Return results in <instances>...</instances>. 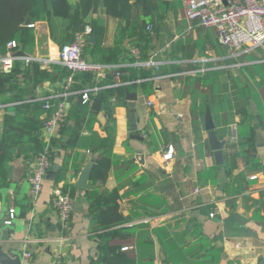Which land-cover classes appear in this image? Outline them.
I'll list each match as a JSON object with an SVG mask.
<instances>
[{
    "label": "crops",
    "instance_id": "0c3cea01",
    "mask_svg": "<svg viewBox=\"0 0 264 264\" xmlns=\"http://www.w3.org/2000/svg\"><path fill=\"white\" fill-rule=\"evenodd\" d=\"M163 1L168 8L153 34L150 55L159 68L142 63L157 75L149 78L150 85L139 84L127 91L135 93L136 101L125 99L111 112L115 159L105 187L120 185L119 209L130 217L125 224L132 235L129 250L134 251L137 264H264V47L231 54L218 42L214 28L187 19L182 0ZM96 15L107 28L105 44L112 45L117 20L102 10ZM34 23L32 56L58 63L60 47L51 37L48 22ZM61 32L59 28L57 38ZM19 83L24 84L22 78ZM61 85L45 81L32 92L40 98L57 93ZM30 89L25 88L22 100L12 99L14 91L0 94V140L6 145L0 166V262L51 264L59 254L62 264H90L96 257V242L90 229L89 201L86 189L74 183L97 152H87L76 176L70 160L68 168L61 170L71 150L58 130L52 167L39 195L31 198L28 173L45 134L42 128L30 138L20 127L23 114L17 106L33 100ZM207 104L215 132L225 140L219 165L204 129ZM106 121V113L100 112L91 130L83 128L82 134L105 137ZM249 135L262 164L259 171L245 170L246 152L239 143ZM170 146L172 157L164 159ZM89 183L88 190H97ZM55 187L65 188L74 198L67 231L60 228L57 212L49 203ZM216 207L219 213L209 217ZM11 208L14 217L7 225L3 221L10 218ZM26 252L30 257L24 256Z\"/></svg>",
    "mask_w": 264,
    "mask_h": 264
},
{
    "label": "trees",
    "instance_id": "16d2710c",
    "mask_svg": "<svg viewBox=\"0 0 264 264\" xmlns=\"http://www.w3.org/2000/svg\"><path fill=\"white\" fill-rule=\"evenodd\" d=\"M167 8L168 3L163 0H75L74 3L70 0H0V56L6 52V45L11 40L19 42L27 55L34 54L35 31L33 27L25 25V20L29 18L31 23L46 20L50 26L51 37L60 48L70 42L76 32L89 26L90 36H95V42H87L83 56L91 63L111 66L106 70L105 76L98 79L90 72L73 75L70 93L66 97L70 103L68 115L59 129L65 135V147L71 150L61 170L68 168L67 163L70 160L73 176H76L87 160V152H97L90 172V181L97 190H86L90 229L96 242V257L90 264H137L134 251L129 250L132 242L129 225L125 226L130 217L124 216L119 209L120 185L110 189L105 187L115 159L112 152L115 123L111 112L116 104L126 103L127 91L136 89L139 84L144 87L150 85L149 78L157 75L142 63L150 58L153 34L160 27ZM99 10L107 17L117 20V31L112 45L105 44L107 28L104 20L100 15L94 16ZM59 28H62V32L60 38H57ZM132 48L138 50V57L132 54ZM67 75L69 71L65 66L50 63L42 67L37 60H30L26 64L16 60L9 70H0V94L14 91L12 99L22 100L25 88H31L29 96L33 100L22 101L17 106V112L23 114L20 127L26 129L30 138L39 134L46 119V116L40 117L44 113L43 103L46 99L35 98L32 91L45 81L63 82ZM19 78H22L23 85H20ZM94 86L99 88L88 91L87 101L82 102L81 91ZM57 89L61 92L62 85ZM63 98L57 96L48 100L55 103ZM103 111L107 115L104 124L106 136L100 137L97 133L83 135L82 129L91 130L97 115ZM194 130L199 137L196 125ZM3 142L1 138L0 166L5 158L6 145ZM239 144L246 152L245 170H261L262 164L256 159L252 135L243 137ZM58 145V138L53 137L50 142L51 161L55 155L53 148ZM41 147L40 143L39 151Z\"/></svg>",
    "mask_w": 264,
    "mask_h": 264
},
{
    "label": "built area",
    "instance_id": "2783aa9c",
    "mask_svg": "<svg viewBox=\"0 0 264 264\" xmlns=\"http://www.w3.org/2000/svg\"><path fill=\"white\" fill-rule=\"evenodd\" d=\"M186 17L191 23H198L205 27H212L217 33L218 42L225 47L231 54L249 52L257 47H264V0H182ZM27 26L35 27V23ZM91 28L86 26L82 31L74 34L73 39L64 44L58 53V63L65 66L69 75L62 82L63 90L57 93H45L40 98L46 99L43 103L44 114L46 116L43 132L45 142L41 150L36 154L30 164L28 181L30 184V196L35 199L43 185L45 174L51 169L52 161L50 159V142L56 135L60 127L65 123L68 115L69 103L67 95L70 93L69 87L73 83V75L76 73H93L96 77L105 76L106 70L111 68L109 65L94 64L85 59L83 49L89 42ZM21 45L15 40H11L6 45V52L0 56V70H9L16 60L23 64L30 60H38L42 67L48 66L50 59H36L33 56L16 57L14 52L20 49ZM132 54L138 57V50L131 49ZM155 69L159 68L152 57L144 62ZM120 82H117L119 84ZM128 83V82H124ZM111 86V85H107ZM99 86L85 88L81 91L82 102L88 99V91H96ZM63 96V99L51 102L48 99ZM149 105L150 101L147 102ZM84 133V132H83ZM173 154L172 146L168 147L163 154L164 159H170ZM253 178V177H252ZM50 205L56 210L58 223L62 230L67 231L71 226V215L74 206V198L69 191H63L61 187H55L50 196ZM219 213L216 207L209 212V217H215ZM9 219L3 221L4 224H11L14 217V209H9ZM2 211L0 204V221ZM125 250V248H122ZM24 256L30 257L26 252ZM51 264H62L61 255H55Z\"/></svg>",
    "mask_w": 264,
    "mask_h": 264
},
{
    "label": "water",
    "instance_id": "95a60500",
    "mask_svg": "<svg viewBox=\"0 0 264 264\" xmlns=\"http://www.w3.org/2000/svg\"><path fill=\"white\" fill-rule=\"evenodd\" d=\"M31 21L29 18L25 20V25L30 24ZM90 43L95 42V36L91 35L89 38ZM16 57H23L26 56V53L24 51L23 46L20 47V49L13 54ZM125 99L130 102L136 101V95L132 92H126ZM133 106V105H132ZM204 129L207 131V142L209 149L213 152V157L215 159V163L217 165L223 163V148L225 146V140H220L215 132V125L213 123L211 112H210V106L207 104L205 111H204ZM94 164V160L89 159L84 167L79 172L74 185L76 187L82 188V189H90L91 184L89 183L90 180V172L91 168ZM57 168V165L54 166V169ZM0 264H6L1 263Z\"/></svg>",
    "mask_w": 264,
    "mask_h": 264
},
{
    "label": "rangeland",
    "instance_id": "374dc122",
    "mask_svg": "<svg viewBox=\"0 0 264 264\" xmlns=\"http://www.w3.org/2000/svg\"><path fill=\"white\" fill-rule=\"evenodd\" d=\"M70 2H71V3H74V2H75V0H70ZM57 51H58V53H59V51H60V48L58 49V47H57Z\"/></svg>",
    "mask_w": 264,
    "mask_h": 264
}]
</instances>
